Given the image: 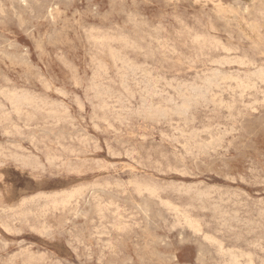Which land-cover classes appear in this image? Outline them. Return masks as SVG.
Here are the masks:
<instances>
[{"label":"rangeland","instance_id":"rangeland-1","mask_svg":"<svg viewBox=\"0 0 264 264\" xmlns=\"http://www.w3.org/2000/svg\"><path fill=\"white\" fill-rule=\"evenodd\" d=\"M0 13V264H264V0Z\"/></svg>","mask_w":264,"mask_h":264},{"label":"bare ground","instance_id":"bare-ground-1","mask_svg":"<svg viewBox=\"0 0 264 264\" xmlns=\"http://www.w3.org/2000/svg\"><path fill=\"white\" fill-rule=\"evenodd\" d=\"M35 1H36V0H35ZM226 7H227V6H226ZM258 12H259V11H258ZM2 13H3V11H2ZM0 14H1V13H0ZM261 17H262V16H261ZM254 18H255V17H254ZM243 20H244V19H243ZM77 21H78V20H77ZM157 24H158V23H157ZM249 24H250V23H249ZM254 27H255V26H254ZM254 27H253V28H254ZM83 28H84V27H83ZM93 30H94V29H93ZM101 30H102V29H101ZM110 31H111V30H110ZM189 31H190V30H189ZM253 31H254V30H253ZM95 32H96V31H95ZM259 32H260V31H259ZM90 33H91V32H90ZM249 34H250V33H249ZM102 35H103V34H102ZM108 35H109V34H108ZM126 35H127V34H126ZM253 35H255V34H253ZM32 36H33V35H32ZM89 36H90V35H89ZM96 36H97V35H96ZM110 36H111V35H110ZM194 36H195V35H194ZM197 36H198V35H197ZM93 37H94V36H93ZM98 37H99V36H98ZM100 37H101V36H100ZM102 37H103V38H102ZM102 37H101V39H104L106 36L104 37V35H103ZM200 37H201V36H200ZM205 37H206V36H205ZM247 37H248V36H247ZM106 38H108V37H106ZM112 38H113V37H112ZM112 38H111V40H112ZM192 38H193V37H192ZM196 38H197V37H196ZM91 39H92V38H91ZM99 39H100V38H99ZM116 39H117V38H116ZM120 39H121V38H120ZM125 39H127V38H125ZM96 40H98V38H95V41H96ZM105 40H106V39H105ZM109 40H110V39H109ZM103 41H104V40H103ZM103 41H102V42H103ZM106 41H107V40H106ZM116 41H118V39H117ZM122 41H123V39L121 40V42H122ZM128 41H129V40H128ZM190 41H191V40H190ZM195 41H196V40H195ZM197 41H199V39H198ZM204 41H205V40H204ZM102 42H100V43L103 44ZM107 42H108V41H107ZM110 42H111V41H110ZM112 42H114V39H113ZM123 42H125V41H123ZM123 42H122V43H123ZM208 42H209V41H208ZM97 43H98V42H97ZM108 43H109V42H108ZM197 43H199V42H197ZM101 44H100V46H101ZM112 44H113V43H112ZM207 44H208V43H207ZM217 44H218V43H217ZM217 44H216V45H217ZM98 45H99V44H98ZM129 45H130V44H129ZM133 45H134V44H133ZM204 45H205V44L203 43V47H204ZM130 46H131V45H130ZM163 46H164V45H163ZM210 46H211V45H210ZM222 46H223V45H222ZM101 47H103V46H101ZM212 47H213V46H212ZM216 47H217V46H216ZM110 48H111V47H109V48H107V49L109 50ZM125 48H126V47H125ZM131 48H132V46H131ZM169 48H170V47H169ZM111 49H114V48L112 47ZM193 49H194V48H193ZM221 49H222V47H221ZM118 50H119V49H118ZM118 50H117L116 53H118V52L120 51V50H119V51H118ZM161 50H162V48H161ZM59 51H60V50H59ZM111 51L113 52V50H111ZM115 51H116V49H115ZM141 51H142V50H141ZM208 51H209V50H208ZM107 53H108V52H107ZM116 53H115V54H116ZM60 54H61V53H60ZM102 54H103V53H102ZM119 54H121V53L119 52ZM109 55H110V54H109ZM110 56H111V55H110ZM113 56H114V55H113ZM116 56L119 57L118 54H117ZM91 57H92V56H91ZM111 57H112V56H111ZM118 57H117V58H118ZM205 57H206V56H205ZM114 58H115V56H114ZM117 58H116V59H117ZM119 58L123 59V57H119ZM119 58H118V59H119ZM233 59H234V58H233ZM236 59H237V58H236ZM123 60H124V59H123ZM213 60H214V59H213ZM90 61L92 62V59H91ZM112 61H115V60H112ZM120 61H122V60H120ZM126 61H127V60H126ZM215 61H216V60H215ZM221 61H222V60H221ZM234 61H235V60H234ZM243 61H244V60H243ZM243 61H241V62H243ZM96 62H97V60H96ZM123 62H125V61H122V63H123ZM231 62H232V61H231ZM231 62H230V63H231ZM114 63H115V62H114ZM126 63H127V62H126ZM193 63H194V62H193ZM210 63H211V62H210ZM226 63H227V62H226ZM230 63H229V64H230ZM232 63H233V62H232ZM100 64H101V63H100ZM103 64H104V62H103ZM127 64H128V63H127ZM217 64H220V63H217ZM234 64H236V63H234ZM240 64H244V63H240ZM120 65H121V64H120ZM146 65H147V64H146ZM251 65H252V64H251ZM116 66H117V65H116ZM121 66H123V65H121ZM129 66H130V64H129ZM134 66H135V65H134ZM220 66H221V65H220ZM246 66H247V65H246ZM98 67H99V66H98ZM130 67H131V66H130ZM144 67H145V66H144ZM96 68H97V66H96ZM103 68H104V67H103ZM121 68H123V67H121ZM124 68H125V67H124ZM134 68H135V67H134ZM134 68H133V69H134ZM259 68H260V67H259ZM98 69H99V68H98ZM105 69H106V68H105ZM127 69H128V67H127ZM131 69H132V68H131ZM103 70H104V69H103ZM141 70H142V69H141ZM93 71H94V70H93ZM97 71H98V70H97ZM101 71H102V70H101ZM117 71H118V70H117ZM142 71H143V70H142ZM258 71H259V70H258ZM128 72H130V71H128ZM138 72H139V71H138ZM214 72H215V71H214ZM236 72H237V70H236ZM256 72H257V71H256ZM256 72H255V74H256ZM97 73H98V72H97ZM116 73H117V72H115V74H116ZM240 73H241V72H240ZM253 73H254V72H253ZM257 73H258V72H257ZM259 73H262V71L260 70ZM106 74H107V73H106ZM121 74H122V72H121ZM133 74H134V73H133ZM208 74H209V73H208ZM124 75H125V74H124ZM135 75H136V74H135ZM135 75H134V77H135ZM196 75H197V74H196ZM217 75H218V74H217ZM222 75H223V74H222ZM247 75H248V74H247ZM262 75H263V74H262ZM262 75H259V77L262 76ZM96 76H97V75H96ZM125 76H126V75H125ZM137 76H139V75H137ZM145 76H146V75H145ZM210 76H211V75H210ZM212 76H213V75H212ZM214 76H215V75H214ZM214 76L211 77V78H214ZM218 76H219V75H218ZM218 76H217V77H218ZM228 76H230V75H228ZM252 76H253V74H252ZM99 77H100V76H99ZM99 77H98V78H99ZM142 77H143V76H142ZM159 77H160V76H159ZM207 77H208V76H206V79H207ZM231 77H232V76H231ZM248 77H249V76H247V79H248ZM256 77H257V75H256ZM259 77H258V78H259ZM263 77H264V75H263ZM263 77H260V78H263ZM91 78H92V77H91ZM123 78H124V77H123ZM131 78H132V77H131ZM200 78H202V77H200ZM215 78H216V77H215ZM221 78H222V81H223V77H221ZM224 78H225V77H224ZM252 78H253V77H252ZM252 78H251V79H252ZM124 79H125V78H124ZM133 79H134V78H133ZM147 79H148V78H147ZM147 79H146V80H147ZM156 79H157V78H156ZM159 79H160V78H159ZM209 79H210V78H209ZM209 79H208V81H207V80H206V81L209 82ZM219 79H220V78H218V80H219ZM225 79H226V78H225ZM228 79H229V78H228ZM231 79H232V78H231ZM236 79H237V78H236ZM240 79H241V78H240ZM240 79H238V80L240 81V86H241V82H242V81H241ZM247 79H246V80H247ZM92 80H93V79H92ZM150 80H151V78H150ZM150 80H149V82H150ZM170 80H171V79H170ZM170 80H169V81H170ZM172 80H173V79H172ZM193 80H194V79H193ZM195 80H196V79H195ZM203 80H204V79H203ZM215 80H216V79H215ZM215 80H214L213 82H215ZM226 80H227V79H226ZM226 80H225V81H226ZM233 80H234V79H233ZM258 80H260V79H258ZM90 81H91V80H90ZM104 81H105V80H104ZM104 81H103V82H104ZM108 81H109V80H108ZM123 81H124V80H123ZM126 81H127V80H126ZM159 81H160V80H159ZM164 81H165V80H164ZM239 81H238V82H239ZM260 81H261V80H260ZM103 82H102V83H103ZM128 82H129V81H128ZM146 82H147V81H146ZM173 82H174V81H173ZM191 82H193V81H191ZM191 82H190V84H191ZM207 82H206V83H207ZM213 82H212V83H213ZM226 82H227V81H226ZM231 82H232V80H231ZM235 82H236V81H235ZM255 82H256V81H254V83H255ZM100 83H101V82H100ZM144 83H145V82H144ZM188 83H189V82H188ZM203 83L206 84L205 82H203ZM256 83H257V82H256ZM256 83H255V84H256ZM260 83H261V82H260ZM262 83H263V82H262ZM121 84H122V83H121ZM126 84H127V83H126ZM139 84H140V83H139ZM148 84H149V83H148ZM169 84H170V83H169ZM184 84H185V82H184ZM207 84L210 85V83H207ZM207 84H206V85H207ZM217 84H218V82H217ZM242 84H243V83H242ZM246 84H247V83H245L244 85H246ZM251 84H252V83H251ZM90 85H91V84H90ZM146 85H147V84H146ZM149 85H150V84H149ZM149 85H147V86H149ZM180 85H181V84H180ZM196 85H198V84H196ZM199 85H200V84H199ZM202 85H203V84H202ZM220 85H221V84H220ZM244 85H243V88H245ZM248 85H249V84H248ZM253 85H254V84H253ZM99 86H100V85H99ZM105 86H106V84H105ZM109 86H110V85H109ZM167 86H168V85H167ZM170 86H171V85H170ZM188 86H189V85H188ZM203 86H204V85H203ZM207 86H208V85H207ZM207 86H206V88H207ZM213 86L216 87L215 84H214ZM95 87H96V86H95ZM122 87H123V86H122ZM175 87H176V86H175ZM189 87H190V86H189ZM193 87H194V89H195V86H193ZM208 87H209V86H208ZM211 87H212V84H211ZM217 87H218V86H217ZM236 87H237V85H236ZM236 87H235V88H236ZM246 87H247V86H246ZM248 87H250V86H248ZM89 88H90V87H89ZM89 88H88V89H89ZM124 88H125V87H124ZM148 88H149V87H148ZM164 88H165V87H164ZM168 88H169V87H168ZM197 88H198V87H197ZM197 88H196V89H197ZM206 88L204 87V89H203V90H205V92H207V91H206ZM232 88H233V87H232ZM239 88H240V87H239ZM135 89H136V88H135ZM139 89H140V88H139ZM151 89H152V88H151ZM156 89H158V88H156ZM176 89H177V88H176ZM180 89H181V88H180ZM185 89L187 90V88H185ZM190 89H191V88H190ZM196 89H195V90H196ZM216 89H217V88H216ZM224 89H225V88H224ZM233 89H234V88H233ZM237 89H238V88H237ZM240 89H241V92L244 91V90H242V88H240ZM253 89H254V88H253ZM253 89H252V90H253ZM3 90H4V89H3ZM3 90H2V91H3ZM92 90H93V89H92ZM97 90H98V89H97ZM101 90H102V89H101ZM112 90H113V89H112ZM127 90H128V89H127ZM177 90H178V89H177ZM191 90H192V89H191ZM191 90H190V91H191ZM198 90H199V89H198ZM208 90H209V88H208ZM230 90H231V89H230ZM246 90H247V88H246ZM108 91H109V90H108ZM130 91H131V90H130ZM140 91H141V90H140ZM145 91H146V90H145ZM145 91H144V92H145ZM152 91H153V90H152ZM155 91H156V90H155ZM180 91H181V90H180ZM199 91H201V90H199ZM211 91H212V90H211ZM4 92H5V91H4ZM103 92H104V91H103ZM112 92H113V91H112ZM114 92H115V91H114ZM144 92H143V93H144ZM148 92H149V90H148ZM164 92H165V91H164ZM184 92H185V91H184ZM186 92H187V91H186ZM195 92H196V91H195ZM235 92H236V90H235ZM241 92H240V94H241ZM9 93H10V92H9ZM97 93H100L99 90H98ZM115 93H116V92H115ZM149 93H150V92H149ZM153 93H154V92H153ZM155 93H156V92H155ZM182 93H183V92H182ZM189 93H190V92H189ZM192 93H193V92H192ZM196 93H197V92H196ZM196 93H195V95H197V94L199 95V93H197V94H196ZM208 93H209V92H208ZM227 93H228V92H227ZM233 93H234V92H233ZM243 93H244V92H243ZM129 94H130V93H129ZM177 94H178V93H177ZM187 94H188V93H187ZM200 94H201V93H200ZM210 94H211V93H210ZM238 94H239V93H238ZM1 95H2V94H1ZM7 95H8V94H7ZM15 95H16V94H15ZM17 95H18V94H17ZM17 95H16V96H17ZM23 95H25V94H23ZM115 95H116V94H115ZM121 95H122V94H121ZM144 95L146 96V93H145ZM149 95H150V94H149ZM149 95H148V96H149ZM153 95H154V94H153ZM167 95H168V93H167ZM182 95H183V94H182ZM185 95H186V94H185ZM188 95H189V94H188ZM190 95H192V94L190 93ZM193 95H194V93H193ZM202 95H203V94H202ZM206 95L209 96L207 93H206ZM260 95H261V94H260ZM11 96H13V95H11ZM21 96H22V95H21ZM21 96H19V97L16 99V101L19 102ZM26 96L28 97V95H26ZM26 96H25V98H26ZM31 96H32V95H31ZM123 96H124V95H123ZM150 96H151V95H150ZM150 96H149V97H150ZM162 96H163V95H162ZM171 96H173V95H171ZM233 96H234V95H233ZM9 97H10V96H9ZM98 97H99V96H98ZM102 97H103V96H102ZM121 97H122V96H121ZM126 97H127V96H126ZM143 97H144V96H143ZM143 97H142V98H143ZM153 97H154V96H153ZM158 97H159V96H158ZM180 97H181V95H180ZM183 97H184V95H183ZM186 97H187V96H186ZM188 97H190V96H188ZM191 97H192V96H191ZM191 97H190V98H191ZM194 97H195V96H194ZM197 97H198V96H197ZM200 97H201V96H200ZM200 97H199V98H200ZM203 97H204V96H203ZM216 97H217V96H216ZM13 98H14V97H13ZM22 98H23V97H22ZM110 98H111V96H110ZM132 98H133V97H132ZM146 98H147V96H146ZM146 98L144 97L145 100H146ZM209 98H210V97H209ZM240 98H241V96H240ZM8 99H9V98H8ZM18 99H19V100H18ZM26 99L29 100V103L31 102V101H30V100H31L30 98H26ZM32 99H33V98H32ZM41 99H42V98H41ZM96 99H97V98H96ZM127 99H128V98H127ZM185 99H186V98H185ZM191 99H192V98H191ZM200 99H201V98H200ZM219 99H220V98H219ZM233 99H234V98H233ZM13 100H15V98H14ZM21 100H22V99H21ZM28 100H26L27 103H28ZM33 100H34V99H33ZM94 100H95V99H94ZM97 100H98V99H97ZM103 100H104V99H103ZM147 100H148V99H147ZM175 100H176V99H175ZM182 100H183V99H182V97H181V101H182ZM188 100H189V99H188ZM192 100H193V99H192ZM192 100H189V102L192 101ZM208 100H209V99H208ZM10 101H11V100L9 99V103H10ZM23 101H24V98H23ZM36 101H39V100H36ZM90 101H91V100H90ZM100 101H101V100H100ZM142 101H143V100H142ZM176 101H177V100H176ZM184 101H186V100H184ZM195 101H196V100H195ZM199 101H200V100H199ZM202 101H203V100H202ZM261 101H263V100H261ZM14 102H15V101H13V103H14ZM32 102H33V101H32ZM34 102H35V101H34ZM42 102H43V101H42ZM42 102H41V103H42ZM77 102H78V101H77ZM80 102H81V101H80ZM118 102H119V101H118ZM143 102H144V101H143ZM154 102H155V101H154ZM166 102H167V101H166ZM192 102H193V101H192ZM200 102H201V101H200ZM209 102H210V101H209ZM251 102H252V101H251ZM15 103H16V102H15ZM15 103H14V104H15ZM19 103H20V102H19ZM24 103H25V102H24ZM27 103H26V104H27ZM35 103H36V102H35ZM44 103H45V101H44ZM78 103H79V102H78ZM89 103H90V102H89ZM104 103H105V102H104ZM145 103H146V102H145ZM156 103H157V102H156ZM182 103H183V101H182ZM182 103H181V104H182ZM185 103H186V102H185ZM232 103H233V102H232ZM10 104H11V105H14V104H12V103H10ZM21 104H22V102H21ZM31 104L34 105L33 103H31ZM42 104H43V103H42ZM111 104H112V103H111ZM124 104H125V103H124ZM162 104H163V103H162ZM162 104H161V105H162ZM186 104H188V103H186ZM186 104H185V105H186ZM209 104H210V103H209ZM221 104H222V103H221ZM234 104H235V102H234ZM243 104H244V103H243ZM11 105H10V106H11ZM22 105H23V104H22ZM35 105H36V104H35ZM79 105H80V104H79ZM101 105H102V104H101ZM106 105H107V104H106ZM141 105H142V104H141ZM143 105H144V104H143ZM143 105H142V106H143ZM146 105H148V104L146 103ZM179 105H180V104H179ZM185 105H184V106H185ZM190 105H191V104H190ZM248 105H249V103H248ZM18 106H19V104L17 105V107H18ZM20 106H21V105H20ZM20 106H19V107H20ZM24 106H26V105H23V107H24ZM27 106H28V105H27ZM29 106H30V105H29ZM37 106H39V105H37ZM37 106H36V107H37ZM50 106H51V105H50ZM59 106H60V105H59ZM108 106H109V105H108ZM122 106H123V105H122ZM187 106H188V105H187ZM217 106H218V105H217ZM217 106H216V107H217ZM219 106H220V105H219ZM222 106H223V105H222ZM233 106H234V105H233ZM251 106H252V105H251ZM1 107H2V106H1ZM21 107H22V106H21ZM21 107H20V108H21ZM47 107H48V106H47ZM77 107H78V106H77ZM80 107H82V106H80ZM136 107H137V106H136ZM140 107H141V106H139V108H140ZM148 107H149V105H148ZM155 107H156V106H155ZM173 107H174V106H173ZM190 107H191V106H190ZM13 108H14V107H13ZM31 108H33V107H31ZM62 108H63V107H62ZM142 108H143V107H142ZM144 108H145V107H144ZM146 108H147V107H146ZM146 108H145V110H146ZM158 108H159V107H158ZM180 108H181V107H180ZM180 108H179V109H180ZM182 108H183V106H182ZM184 108H185V107H184ZM219 108H220V107H219ZM219 108H218V109H219ZM224 108H225V107H224ZM226 108H227V107H226ZM246 108H247V107H246ZM4 109H5V108H4ZM6 109H7V108H6ZM11 109H12V108H11ZM37 109H38V108H37ZM95 109H96V107H95ZM98 109H99V108H98ZM155 109H156V108H155ZM168 109H169V108H168ZM173 109H174V108H173ZM186 109H189V108H186ZM228 109H229V108H228ZM148 110H149V109H147L146 112H147ZM153 110H154V109H153ZM158 110H160V109H157V111H158ZM166 110H167V109H166ZM177 110H178V108H177ZM10 111H11V110H10ZM22 111H23V110H22ZM25 111H26V110H25ZM122 111H123V110H122ZM169 111H170V110H169ZM235 111H236V110H235ZM254 111H256V110H254ZM17 112L19 113L20 110H19V111L17 110ZM46 112H47V111H46ZM66 112H67V111H66ZM107 112H108V111H107ZM131 112H132V111H131ZM144 112H145V111H144ZM146 112H145V113H146ZM153 112H154V111H153ZM155 112H156V110H155ZM158 112H159V111H158ZM188 112H189V111H188ZM227 112H228V111H227ZM256 112H257V111H256ZM6 113H7V112H6ZM9 113H10V112H9ZM48 113H49V112H48ZM126 113H128V112H126ZM133 113H134V112H133ZM133 113H132V114H133ZM175 113H176V111H175ZM185 113H187V112H185ZM57 114H58V113H57ZM68 114H69V113H68ZM112 114H113V113H112ZM129 114H130V113H129ZM138 114H139V113H138ZM140 114H142V113H140ZM147 114H148V113H147ZM150 114H151V113H150ZM150 114H148V115H150ZM152 114H154V113H152ZM162 114H163V113H162ZM176 114H177V113H176ZM180 114H182V111H181ZM228 114H229V113H228ZM230 114H231V113H230ZM240 114H241V113H240ZM30 115H31V114H30ZM155 115H156V113H155ZM155 115H154V116H155ZM192 115H193V114H192ZM238 115H239V114H238ZM2 116H3V115H2ZM8 116H10V115H8ZM132 116H133V115H132ZM136 116H137V115H136ZM150 116H152V115H150ZM158 116H159V115H158ZM174 116H175V115H174ZM180 116H181V115H180ZM5 117H7V116H5ZM121 117H122V116H121ZM121 117H120V118H121ZM126 117H127V116H126ZM183 117H184V116H183ZM183 117H182V118H183ZM225 117H226V116H225ZM123 118H124V117H123ZM152 118H153V117H152ZM185 118H186V117H185ZM5 119H6V118H5ZM5 119H4V120H5ZM50 119H51V118H50ZM98 119H99V118H98ZM104 119H105V118H104ZM193 119H194V117H193ZM4 120H3V121H4ZM29 120H30V119H29ZM107 120H108V119H107ZM114 120H116V119H114ZM123 120H124V119H123ZM171 120H172V119H171ZM189 120H190V119H189ZM191 120H192V119H191ZM194 120H195V119H194ZM82 121H83V120H82ZM90 121H91V120H90ZM102 121H103V120H102ZM169 121H170V120H169ZM157 122H158V121H157ZM159 122H160V121H159ZM187 122H188V121H187ZM190 122H191V121H190ZM23 123H24V122H23ZM91 123H92V122H91ZM179 123H180V122H179ZM107 124H108V122H107ZM13 125H14V124H13ZM185 125H186V124H185ZM71 126H72V125H71ZM92 126H93V125H92ZM170 126H171V125H170ZM111 127H112V126H111ZM231 127H232V126H231ZM170 128H171V127H170ZM212 128H213V127H212ZM226 128H227V127H226ZM14 129H16V127H15ZM173 129H174V128H173ZM180 129H181V128H180ZM207 129H208V127H207ZM210 129H211V128H210ZM216 129H217V128H216ZM239 129H240V128H239ZM7 130H8V129H7ZM112 130H114V129H112ZM176 130H177V129H176ZM183 130H184V129H183ZM222 130H223V129H222ZM222 130H221V131H222ZM178 131H179V130H178ZM181 131H182V130H181ZM197 131H198V129H197ZM179 132H180V131H179ZM119 133H120V132H119ZM185 133H186V132H185ZM185 133H184V134H185ZM197 133H198V132H197ZM203 133H204V132H203ZM226 133H227V132H226ZM232 133H233V132H232ZM232 133H231V134H232ZM188 134H189V133H188ZM188 134H187V135H188ZM162 135H163V134H162ZM210 136H211V135H210ZM213 136H214V135H213ZM227 136H228V135H227ZM167 137H168V136H167ZM188 137H189V136H188ZM217 137H218V136H217ZM142 138H143V137H142ZM163 138H164V137H163ZM172 138H173V137H172ZM218 138H220V137H218ZM143 139H144V138H143ZM173 139H174V138H173ZM212 139H213V138H212ZM224 139H225V137H224ZM76 140H77V139H76ZM218 140H219V139H218ZM174 141H175V140H174ZM220 141H221V140H220ZM83 142H84V141H83ZM195 142H196V141H195ZM203 142H204V141H203ZM216 142H217V141H216ZM221 142H222V141H221ZM200 143H201V142H200ZM228 143H229V142H228ZM187 144H188V143H187ZM192 144H193V143H192ZM197 144H198V143H197ZM208 144H209V143H208ZM199 145H200V144H199ZM215 145H216V144H215ZM221 145H222V144H221ZM213 146H214V145H213ZM216 146H217V145H216ZM205 147H206V146H205ZM208 147H209V146H208ZM206 148H207V147H206ZM210 148H211V147H210ZM19 149H21V148H19ZM208 149H209V148H208ZM221 149H222V148H221ZM186 150H187V149H186ZM194 150H195V149H194ZM199 150H200V149H199ZM215 151H216V150H215ZM185 152H187V151H185ZM190 153H191V152H190ZM198 154H199V153H198ZM192 155H193V154H192ZM21 156H22V155H21ZM192 157H193V156H192ZM197 157H198V156H197ZM18 158H19V157H18ZM46 159H47V158H46ZM51 159H52V158H51ZM47 160H48V159H47ZM133 161H134V160H133ZM96 163H97V162H96ZM156 163H157V162H156ZM97 165H98V164H97ZM54 167H55V166H54ZM82 167H83V166H82ZM42 170H43V168H42ZM168 170H169V169H168ZM43 171H44V170H43ZM176 171H178V170H176ZM181 176H182V175H181ZM107 182H108V181H107ZM132 183H133V182H132ZM97 184H98V183H97ZM171 184H172V183H171ZM193 184H194V183H193ZM95 185H96V184H95ZM107 185H108V184H107ZM135 185H136V184H135ZM137 185L139 186V183H137ZM141 185H142V184H141ZM153 185H154V183H153ZM166 185H167V184H166ZM195 185H196V184H195ZM91 186H92V185H91ZM148 186H149V185H148ZM163 186H164V185H163ZM141 187L143 188V186H141ZM141 187H140V188H141ZM144 187H145V186H144ZM149 187H150V186H149ZM152 187H155V186H152ZM165 187H166V186H165ZM181 187H182V186H181ZM189 187H191V186H189ZM138 188H139V187H138ZM155 188H156V187H155ZM219 188H220V187H219ZM78 189H79V188H78ZM136 189H137V187H136ZM145 189H146V187H145ZM145 189H143L142 192H144ZM148 189H149V188H148ZM150 189H151V188H150ZM152 189H153V188H152ZM159 189H160V188H159ZM139 190H140V189H139ZM154 190H155V189H154ZM178 190H179V189H178ZM185 190H186V188H185ZM77 191H78V190H76V192H77ZM79 191H80V189H79ZM136 191H137V190H136ZM146 191L148 192L147 189H146ZM149 191H150V190H149ZM152 191H153V190H152ZM152 191H150V192H152ZM179 191H180V190H179ZM188 191H189V190H188ZM190 191H191V190H190ZM203 191H204V190H203ZM70 192H71V191H70ZM142 192H140V193H142ZM150 192H148V193H150ZM183 192H185V191H183ZM183 192H182V193H183ZM77 193H78V192H77ZM148 193H147V194H148ZM154 193H157V192L154 191ZM62 194H63V193H62ZM66 194H68V192H66ZM69 194H70V193H69ZM78 194H79V193H78ZM78 194H77V195H78ZM123 194H124V192H123ZM137 194H139V193H137ZM150 194H151V193H150ZM157 194H158V193H157ZM177 194H178V193H177ZM196 194H197V192H196ZM226 194H227V193H226ZM58 195H59V194H58ZM72 195H73V194H71L70 196H72ZM74 195H75V194H74ZM152 195H153V194H151V196H152ZM203 195H204V194H203ZM206 195H207V194H206ZM211 195H212V194H211ZM54 196H55V195H54ZM70 196H69V197H70ZM156 196H157V195H156ZM156 196H154V197H156ZM158 196H159V195H158ZM48 197H49V196H48ZM65 197H66V195H65ZM72 197H73V196H72ZM195 197H196V196H195ZM219 197H220V196H219ZM205 198H206V197H205ZM71 199H72V198H71ZM71 199L69 198L68 200H71ZM203 199H204V198H203ZM228 199H229V198H228ZM61 200H62V199H61ZM61 200H60V201H61ZM68 200L64 199V202H65V201H68ZM37 201H38V200H37ZM76 201H77V200H76ZM33 202H34V201H33ZM198 202H199V201H198ZM219 202H220V201H219ZM54 203H55V202H54ZM67 203H68V202H67ZM165 203H166V202H165ZM200 203H201V202H200ZM202 203H203V202H202ZM23 204H24V203H23ZM51 204H52V203H51ZM55 204L57 205V203H55ZM63 204H64V203H63ZM68 204H69V203H68ZM70 204H71V203H70ZM77 204H78V203H77ZM105 204H107V203H105ZM45 205H46V204H45ZM52 205H53V204H52ZM59 205H61V204H59ZM59 205H57V206H59ZM160 205H161V204H160ZM168 205H170V203H169ZM54 206H55V205H54ZM64 206H65V204H64ZM64 206H63V208H64ZM97 206H98V205H97ZM103 206H104V205H103ZM46 207H47V205L45 206V208H46ZM48 207H49V206H48ZM66 207H67V205H66ZM100 207H101V205H100ZM176 207L178 208V205H177ZM189 207H190V206H189ZM213 207H215V206H213ZM213 207H212V208H213ZM106 208H107V207H106ZM116 208H117V207H116ZM118 208H119V207H118ZM164 208H165V207H164ZM171 208H172V210H173V207H171ZM57 209H58V208H57ZM99 209H100V208H99ZM213 209H214V208H213ZM3 210H4V209H3ZM9 210H10V209H9ZM53 210H54V209H53ZM174 210H175V209H174ZM219 210H220V209H219ZM262 210H263V209H262ZM5 211H6V210H5ZM99 211H100V210H99ZM114 212H115V211H114ZM175 212H176V210H175ZM236 212H237V211H236ZM24 213H25V212H24ZM184 213H185V212H184ZM184 213H182V215H183ZM186 213H187V212H186ZM230 213H231V212H230ZM101 215H102V214H101ZM182 215H181V217H182ZM188 215H189V214H188ZM224 215H225V214H224ZM75 216H76V215H75ZM103 216H104V215H103ZM118 216H119V215H118ZM185 216L187 217L186 214H185ZM222 216H223V214H222ZM23 217H24V216H23ZM25 217H26V216H25ZM27 217H28V216H27ZM101 218H103V217H101ZM104 218H105V217H104ZM177 218H178V217H177ZM183 218L185 219V217H183ZM187 218H189V217H187ZM123 219H124V218H123ZM7 220H8V219H7ZM185 220H187V219H185ZM66 222H67V221H66ZM183 222H184V220H183ZM188 222H190V221L188 220ZM192 222H193V221H192ZM178 223H180V222H178ZM222 223H223V222H222ZM186 224H187V223H186ZM0 225H1V224H0ZM119 225H120V224H119ZM190 225H191V224H190ZM192 225H193V224H192ZM194 225H195V223H194ZM195 226H198V227H199V225H195ZM43 227H44V226H43ZM101 227H102V226H101ZM191 227H192V226H191ZM32 228H33V226H32ZM118 228H119V227H117V229H118ZM200 228H201V227H200ZM4 229H5V228H4ZM33 229H34V228H33ZM33 229H32V230H33ZM95 229H96V228H95ZM123 229H124V227H123ZM194 229H195V227H194ZM196 229H197V228H196ZM52 230H53V229H52ZM104 230H105V229H104ZM198 230H199V229H198ZM232 230H233V229H232ZM7 231H8V229H7ZM12 231H13V230H12ZM40 231H41V230H40ZM96 231H97V230H96ZM196 231H197V230H196ZM6 233H7V232H6ZM9 233H10V231H9ZM12 233H13V232H12ZM43 233H44V232H43ZM97 234H98V233H97ZM101 234H102V233H101ZM99 235H100V234H99ZM40 237H41V236H40ZM49 237H50V236H49ZM3 243H4V242H3ZM73 251H74V250H73ZM220 251H221V250H220ZM15 252H16V251H15ZM229 253H230V252H229ZM44 254H46V253H44ZM226 254H227V253H226ZM174 255H175V254H174ZM224 255H225V254H224ZM239 255H241V254H239ZM247 255H248V254H246V256H247ZM20 256H21V255H20ZM231 256L234 257V255H232V254H231ZM236 256H237V254H236ZM246 256H245V257H246ZM248 256H249V255H248ZM248 256H247V257H248ZM232 257H231V258H232ZM241 257H242V255H241ZM247 257H246V258H247ZM46 258H47V257H46ZM50 258H51V257H50ZM231 258L229 257V259H231ZM235 258H236V257H234L233 259L235 260ZM238 258H239V257H238ZM238 258H236V259H238ZM248 259H250V258H248ZM234 260H231V261H232V264H233V261H234ZM236 261H237V260H236ZM236 261H234V262H236ZM229 262H230V261H229ZM238 262H239V261H238ZM251 262H252V261H251ZM12 263H13V261H12ZM28 263H29V262H28ZM236 263H237V262H236ZM23 264H24V263H23ZM237 264H240V263H237ZM244 264H246V262H245Z\"/></svg>","mask_w":264,"mask_h":264}]
</instances>
